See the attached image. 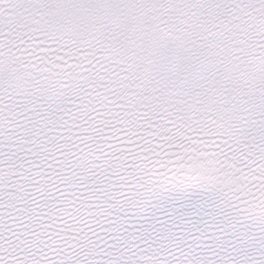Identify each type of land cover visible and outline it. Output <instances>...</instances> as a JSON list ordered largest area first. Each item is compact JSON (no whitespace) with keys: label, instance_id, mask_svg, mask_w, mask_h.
Here are the masks:
<instances>
[{"label":"snow or ice","instance_id":"obj_1","mask_svg":"<svg viewBox=\"0 0 264 264\" xmlns=\"http://www.w3.org/2000/svg\"><path fill=\"white\" fill-rule=\"evenodd\" d=\"M0 264H264V0H0Z\"/></svg>","mask_w":264,"mask_h":264}]
</instances>
